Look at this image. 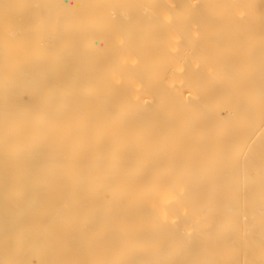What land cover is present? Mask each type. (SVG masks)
<instances>
[{
    "label": "bare ground",
    "instance_id": "6f19581e",
    "mask_svg": "<svg viewBox=\"0 0 264 264\" xmlns=\"http://www.w3.org/2000/svg\"><path fill=\"white\" fill-rule=\"evenodd\" d=\"M0 264H264V0H0Z\"/></svg>",
    "mask_w": 264,
    "mask_h": 264
}]
</instances>
